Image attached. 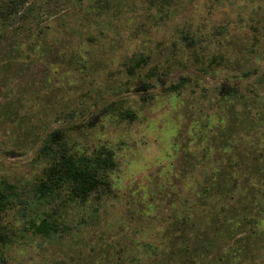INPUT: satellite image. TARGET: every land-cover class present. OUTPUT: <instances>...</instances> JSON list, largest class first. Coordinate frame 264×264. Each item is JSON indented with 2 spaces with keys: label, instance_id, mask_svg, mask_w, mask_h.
I'll use <instances>...</instances> for the list:
<instances>
[{
  "label": "rangeland",
  "instance_id": "1",
  "mask_svg": "<svg viewBox=\"0 0 264 264\" xmlns=\"http://www.w3.org/2000/svg\"><path fill=\"white\" fill-rule=\"evenodd\" d=\"M57 1L0 22V180L30 192L54 127L116 163L85 201L31 205L60 235L4 212L6 263L264 264V0Z\"/></svg>",
  "mask_w": 264,
  "mask_h": 264
},
{
  "label": "trees",
  "instance_id": "2",
  "mask_svg": "<svg viewBox=\"0 0 264 264\" xmlns=\"http://www.w3.org/2000/svg\"><path fill=\"white\" fill-rule=\"evenodd\" d=\"M25 1L27 0L0 1V22L6 21L11 15L31 11V6L26 7ZM57 2L56 5H63L62 0ZM183 37L186 41L192 39L191 34L186 32ZM141 61L142 58L138 57L134 63L138 65ZM140 83L143 87L146 85L144 81ZM179 84L180 82H175L173 86L177 87ZM128 112V109L124 110L125 114ZM37 152L45 155L47 160L31 184L30 192L25 191L20 183L8 179L0 180V264H7L6 246L21 234L13 224L3 219V213L8 209H17V212L24 215L27 228L33 233L60 235L67 226L65 223L62 226L56 210L51 208L34 216L28 211L31 205L52 200L63 193L71 199L85 201L92 192L100 193L109 188L111 183L108 171L114 168L116 158L115 151L107 144H99L92 150L74 147L66 142L64 131L60 127H54L42 136ZM23 226L26 227L25 223Z\"/></svg>",
  "mask_w": 264,
  "mask_h": 264
}]
</instances>
